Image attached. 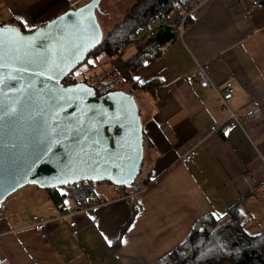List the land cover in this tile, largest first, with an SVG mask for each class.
Returning <instances> with one entry per match:
<instances>
[{
	"label": "crops",
	"instance_id": "1",
	"mask_svg": "<svg viewBox=\"0 0 264 264\" xmlns=\"http://www.w3.org/2000/svg\"><path fill=\"white\" fill-rule=\"evenodd\" d=\"M86 1L0 0V24L16 21L31 29ZM250 4L201 0L182 34L134 71L124 63L130 55L111 58L119 76L130 78L127 91L133 81L156 78L161 83L152 96L133 92L142 124L140 175L147 180L146 188L131 201L115 188L93 189L94 203L74 216L75 226L52 219L41 238L32 226V214L56 217L76 208L79 200L66 199L61 210L46 190L41 192L45 188L26 184L1 203L0 260L151 264L184 240L201 215L224 218L237 207L245 217V211L264 198V6ZM198 65L206 68L217 88L231 82L225 100L240 121L231 122L226 133L210 131L212 124L227 118L228 110L212 87L195 85ZM255 106L260 109L257 115L245 117ZM192 146L197 155L194 163H187L183 155ZM133 205L138 210L130 219Z\"/></svg>",
	"mask_w": 264,
	"mask_h": 264
},
{
	"label": "water",
	"instance_id": "2",
	"mask_svg": "<svg viewBox=\"0 0 264 264\" xmlns=\"http://www.w3.org/2000/svg\"><path fill=\"white\" fill-rule=\"evenodd\" d=\"M100 0L24 30L0 24V206L26 184L130 186L143 159L133 93L62 83L100 44Z\"/></svg>",
	"mask_w": 264,
	"mask_h": 264
},
{
	"label": "trees",
	"instance_id": "3",
	"mask_svg": "<svg viewBox=\"0 0 264 264\" xmlns=\"http://www.w3.org/2000/svg\"><path fill=\"white\" fill-rule=\"evenodd\" d=\"M200 1L135 0L127 8L122 19L102 36L100 44L87 55L81 64L86 62L90 55L94 59L102 55H105L108 59L113 58L118 54L119 48L131 42L139 28L147 25L153 18L189 10L194 3H199ZM11 23L24 29L16 21H11ZM176 34L175 29L164 27L159 29L155 36L149 37L143 42L135 43L137 45L134 53L124 60L126 67L130 71H134L143 61L159 54L165 44L176 37ZM75 69L63 77L62 83L72 84L78 81L72 76ZM111 69L112 73L117 74L113 67ZM129 80L130 78L119 79L122 85H126ZM81 81L86 82L85 80ZM109 81L111 86H108V83L99 84V86L91 84L95 88L97 96L115 89L113 86L117 83L116 78ZM160 84V80L156 78H151L141 83L133 81L129 88V93L139 91L152 96ZM135 180H137V183L147 182L140 175V172ZM133 186L134 183L130 186L114 185L121 196L132 190ZM93 189L94 187L90 181L57 188H45L49 198L61 210H63L62 207L65 205L64 201L66 199L72 198L73 200L87 201L91 198ZM137 210V206L133 205L130 219L136 214ZM241 214L237 207H232L228 212L230 217L235 215L243 217V214ZM222 218L215 217L212 213L201 215L196 219L184 240L151 264H221L225 261L231 264H264V232H246L244 226L247 219L245 218L243 222L230 220L224 225L217 226L214 224L215 219L220 220ZM119 242L120 239L116 241L115 245L118 246Z\"/></svg>",
	"mask_w": 264,
	"mask_h": 264
},
{
	"label": "built area",
	"instance_id": "4",
	"mask_svg": "<svg viewBox=\"0 0 264 264\" xmlns=\"http://www.w3.org/2000/svg\"><path fill=\"white\" fill-rule=\"evenodd\" d=\"M197 5H198V2L194 3L189 10H183L175 14L157 16L153 18L147 25L141 26L139 28V30L133 36V40L131 42H128L127 44L119 48L118 54H121L122 50L129 45H132L134 43L143 42L149 37L155 36L158 33L159 29L164 28V27L175 29L176 33L178 35H181L187 23V19L190 17L191 11ZM250 5L251 7H258V8L263 7L264 0H251ZM195 76H196L195 85L197 87H212L215 90L216 94L218 95L221 101L222 107L228 110L227 118L221 123L212 124L210 126V131L221 133V134L226 133L231 122L240 121L238 116L229 109L227 102L225 100V95L227 93L228 87L231 85V82L230 81L226 82L222 88H217L212 83L206 68L201 65L197 66L195 70ZM259 111L260 109L258 106L249 108L248 110L245 111V117L253 118L255 115H257ZM263 123H264V118H263ZM196 155H197V150L195 146H192L184 153L183 160L187 163H194ZM102 184H106V183L102 181L92 182L93 187L100 186ZM145 188H146L145 183H135L133 186V189L130 190L123 197L127 199L128 201H131L138 193L142 192ZM93 203H94V200L91 198L88 199L87 201H79L77 203L76 208H70L66 211H61L56 217L44 218L38 214H32L31 216L32 226L36 230V233L41 238H45L47 222H49L52 219L57 218L63 222H67L69 226H75L77 224V221L74 219V216L78 212L84 211L87 207H89ZM0 263L11 264V263H7L6 258H2L0 260Z\"/></svg>",
	"mask_w": 264,
	"mask_h": 264
},
{
	"label": "rangeland",
	"instance_id": "5",
	"mask_svg": "<svg viewBox=\"0 0 264 264\" xmlns=\"http://www.w3.org/2000/svg\"><path fill=\"white\" fill-rule=\"evenodd\" d=\"M135 0H100L98 4V8L96 9V17L98 20V23L100 24L102 28V35L104 36L111 28L112 26L120 21L127 10V8L134 2ZM137 44H132L127 47H125L121 52V57H127L131 55L136 48ZM118 56V54H117ZM111 59H108L105 55L100 56L97 59H94L93 57H90L87 59L86 62L83 64H80L73 72V77L78 80H85L87 84L99 86V84L108 83L109 80L115 79L117 80V83L113 86L115 89H120L126 92H129L125 89V85L120 84L119 79L121 77L120 74H114L112 73V66L110 65L109 61ZM72 77V78H73ZM109 79V80H107ZM109 81V82H108ZM104 85V84H103ZM108 86H111L110 84ZM112 89V90H115ZM142 166V164H141ZM142 168V167H141ZM140 168V174L141 169ZM106 183V188L103 187H94L95 192H101L104 190H110L114 191L116 188L114 185L107 181H102ZM133 183H137V180H134ZM103 185V184H102ZM115 188V189H114ZM45 192V189H41V192ZM12 197L5 198L6 201L4 203L8 202ZM246 215L244 217L235 215L234 217L226 216L222 219H215L214 224L224 225L228 223L230 220H238L239 222H243L244 218L247 219V222L244 226V230L248 233H258L263 231L264 232V198L258 199V201L255 202V205L253 206V209L249 211H245ZM242 215V214H241Z\"/></svg>",
	"mask_w": 264,
	"mask_h": 264
},
{
	"label": "flooded vegetation",
	"instance_id": "6",
	"mask_svg": "<svg viewBox=\"0 0 264 264\" xmlns=\"http://www.w3.org/2000/svg\"><path fill=\"white\" fill-rule=\"evenodd\" d=\"M110 91V90H109ZM108 92V91H107Z\"/></svg>",
	"mask_w": 264,
	"mask_h": 264
}]
</instances>
